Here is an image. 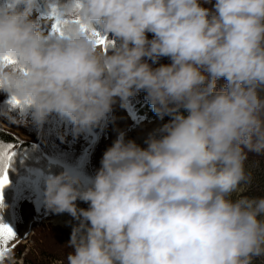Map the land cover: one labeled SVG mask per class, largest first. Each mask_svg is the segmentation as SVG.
I'll return each mask as SVG.
<instances>
[{
	"label": "clouds",
	"instance_id": "obj_1",
	"mask_svg": "<svg viewBox=\"0 0 264 264\" xmlns=\"http://www.w3.org/2000/svg\"><path fill=\"white\" fill-rule=\"evenodd\" d=\"M36 3L0 7V59L17 61L0 64V91L36 124L56 114L79 133L99 126L116 97L127 102L141 90L161 119L172 117L147 148L119 133L88 187L67 173L48 178L46 210L75 221L71 251L55 264L264 257V199L230 198L251 183L243 149H264V0H203L211 8L201 0H69L53 5L55 20L46 22L68 21L62 36L31 18ZM93 33L107 37V51ZM161 57L172 63L144 62ZM6 264H17L14 253Z\"/></svg>",
	"mask_w": 264,
	"mask_h": 264
},
{
	"label": "rangeland",
	"instance_id": "obj_2",
	"mask_svg": "<svg viewBox=\"0 0 264 264\" xmlns=\"http://www.w3.org/2000/svg\"><path fill=\"white\" fill-rule=\"evenodd\" d=\"M8 2L9 0H0V7ZM67 2L69 0H37L31 18L41 26L45 34H48L52 30V24L46 22L55 20L52 6ZM38 3H46L50 11L46 9L41 11ZM214 3L215 1L212 2ZM212 4H204L201 1V6L205 8H211ZM97 31H100L99 26ZM147 36L148 39L153 38L151 33ZM171 63L170 58L166 57L153 69ZM142 91L130 97L127 102L116 97L112 111L99 126L79 133L73 131L70 121L56 114L50 116L43 125L36 124L31 110L24 111L20 106H13L10 103L11 97L0 91V125L15 132L21 139L36 145L50 163L60 165L64 173L78 177L81 185L88 187L101 167L104 153L113 145L118 134L123 132L126 140V133L132 132L134 127L158 117L157 114L153 118H148L146 114L138 117L131 109L133 103L142 99ZM243 151L247 155L245 171L251 173V183L246 186L245 191L232 193L230 198L233 202L244 197L249 200L264 199V156L247 148ZM48 178L37 171L14 184L9 182L4 191L11 193L8 224L14 228L19 240L11 241L9 247L12 244L23 245L22 254L16 260L17 264L23 261L24 256L28 263L55 264L56 261L65 260L67 253L71 251L65 246L71 233L49 222L55 214L48 212L44 203ZM88 207L87 203L81 202L82 209ZM262 218L264 217H258ZM3 264H6V261ZM252 264H264V257H254Z\"/></svg>",
	"mask_w": 264,
	"mask_h": 264
},
{
	"label": "trees",
	"instance_id": "obj_3",
	"mask_svg": "<svg viewBox=\"0 0 264 264\" xmlns=\"http://www.w3.org/2000/svg\"><path fill=\"white\" fill-rule=\"evenodd\" d=\"M201 1L203 2V0ZM213 1L215 0H212V2ZM38 4L41 11L45 9L50 11V9L47 8L46 3H38ZM164 59H166V57H161L157 62L154 63L152 60L148 58H144V62L148 63L151 68H154L157 65H160L159 63H161V60ZM226 83L227 81L224 78L219 79L216 82V90L219 91L223 89ZM142 92H143L142 99L137 103H133L131 109L135 112V114L138 117H142L144 114H146L148 118L150 117L153 118L156 113L154 112L149 100L146 98L147 96L146 92L145 91ZM178 114L187 116L188 113L181 108ZM163 119L164 121L162 127L164 124L169 123L172 117L164 116ZM7 144H12L14 146L12 150L17 152V155L13 160V165L9 169V173H8L10 183L14 184L21 178L32 176L37 171H39L43 176L46 177L56 176L61 173H64L63 168L58 164L50 163L46 159L44 153L36 145L21 139L15 132L4 129L0 125V145H7ZM257 153L264 156V149H262ZM3 195H4L5 208L3 211H0V218H2L6 223H8V221L10 220L9 208L11 201V193L10 191H8ZM15 245L16 247L12 249L11 253H14L15 259L18 260L22 254L23 245L20 244H15ZM5 261H6V257L2 262H0V264H3ZM23 264H36V263H32V262L28 263L27 258L24 256Z\"/></svg>",
	"mask_w": 264,
	"mask_h": 264
},
{
	"label": "snow or ice",
	"instance_id": "obj_4",
	"mask_svg": "<svg viewBox=\"0 0 264 264\" xmlns=\"http://www.w3.org/2000/svg\"><path fill=\"white\" fill-rule=\"evenodd\" d=\"M77 6L79 7V5ZM73 22L79 23V19H76ZM64 23H68V21H61L57 17L55 23L52 25V33L59 34L62 36L63 33L61 31V27ZM93 35H96L98 37V46L103 47L104 50L107 51L108 45L110 43L107 37H100L99 33H93ZM0 64L4 66H13L17 64V61L11 57H4L0 59ZM19 70L27 74L25 69L20 68ZM10 103L13 106L20 105V101L17 100L15 97H11ZM13 147L14 146L12 144L0 145V211H3L5 208L3 194L9 183V169L12 167L13 160L17 155V152L12 150ZM11 241L19 242L18 235L11 225H9L2 218H0V262H2L5 259L6 255L9 254L12 249L16 247L15 244H12L11 248L9 247V243Z\"/></svg>",
	"mask_w": 264,
	"mask_h": 264
},
{
	"label": "bare ground",
	"instance_id": "obj_5",
	"mask_svg": "<svg viewBox=\"0 0 264 264\" xmlns=\"http://www.w3.org/2000/svg\"><path fill=\"white\" fill-rule=\"evenodd\" d=\"M162 119L158 116L152 121L142 122L138 126L134 127L132 132L126 133V141H134L141 148H147L145 141L149 138V135L162 127ZM77 207L81 208V202H76ZM49 222L56 227L64 228L70 233L72 232V224L75 221L67 213L53 215ZM30 226V225H29Z\"/></svg>",
	"mask_w": 264,
	"mask_h": 264
}]
</instances>
